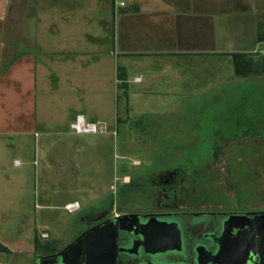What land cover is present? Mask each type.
Wrapping results in <instances>:
<instances>
[{
	"label": "rangeland",
	"instance_id": "374dc122",
	"mask_svg": "<svg viewBox=\"0 0 264 264\" xmlns=\"http://www.w3.org/2000/svg\"><path fill=\"white\" fill-rule=\"evenodd\" d=\"M208 1L210 16L219 6L215 0ZM253 4L256 7L246 2L237 4L225 0L222 8L236 14L253 11L258 15L264 9V0H255ZM118 5L114 6L117 16L121 7ZM178 12L181 14L184 10ZM259 19L264 23L263 17ZM1 28L7 29L6 22L0 24ZM174 29L172 33H178L181 27ZM207 30L209 37H212V31L222 32L219 44L235 35L231 21L221 30L209 19ZM4 38L0 35L1 51L6 43ZM200 56L135 55L128 61L137 63L129 69L128 81L115 76L112 82H105L99 79L100 75H90L84 79L78 93L64 89L55 97L45 94L47 101L41 114V97L39 94L35 97L37 116L33 114L31 132L26 136L31 155L25 166L18 167L16 160L23 159L12 153L11 146L2 149L1 144L0 148L1 157L8 156L7 172L0 167V181L4 183L0 190L4 187L14 189L12 178L18 177L25 169L24 187L30 191V197L26 195L22 213L27 216L26 221L31 220L23 227L12 228L11 221L8 224L3 218L4 214L11 216V211L0 208L4 211H0V240L13 250L12 253L0 252V263L36 264L37 256L47 252V248L62 249L74 241L98 221L95 218L103 210H107L108 216L114 211L138 212L158 204L160 200L146 188L150 182L148 177L153 173L185 172L190 180L186 186L188 193L192 192L191 189L197 194L202 192L197 199L202 197L203 201L195 204H206L209 209H264V146L245 138L244 133L238 134L242 135L238 143L235 140L237 134L235 138L232 135V139L221 133V118L228 123L233 117L226 115L231 114L236 103L241 106L243 103V99L238 102L235 99V90L240 87L236 82L252 86L254 83L258 95L262 94L260 101L264 106V71L260 69L254 73V65L243 61L238 62L236 70L234 58L228 53L209 54V58ZM249 58L252 63L254 56ZM206 60L223 66L208 67V78L204 68L189 67L191 62L199 67ZM191 71H194L193 77L188 74ZM137 76L142 82L135 81ZM204 78H207L206 83L200 82ZM0 88L2 120V115L9 114L4 109L10 108L11 101L7 85ZM109 88L111 96L107 94ZM221 89L226 95L219 99L217 93ZM80 96L82 100H78ZM83 104L88 111L110 116V123L93 121L105 124L107 133L70 135V111L83 109ZM1 126H6V122ZM43 141L48 147L42 146ZM131 178L142 182L144 187L132 189L125 186ZM195 197L192 194L190 198ZM70 204H76L77 211H70L67 208ZM7 207L11 209L12 205ZM13 213L18 215L20 211Z\"/></svg>",
	"mask_w": 264,
	"mask_h": 264
},
{
	"label": "crops",
	"instance_id": "0c3cea01",
	"mask_svg": "<svg viewBox=\"0 0 264 264\" xmlns=\"http://www.w3.org/2000/svg\"><path fill=\"white\" fill-rule=\"evenodd\" d=\"M231 1L237 4L246 2L256 7L253 4L255 0ZM116 2L121 6L118 16L114 12ZM208 2V0H0V24L6 22L7 25V29H0V35H4V40L6 39L3 50H0V86L7 85L11 101L10 108L4 109L9 114L2 115L0 120V148L1 144L2 149L11 146L12 153L23 159L16 160L18 167L25 166L27 158L29 159L31 155L30 143L26 136L31 132L33 114L37 116L35 97L38 94L41 97V114V108L44 109L47 101L45 94L50 93L55 97V94L58 95L64 89L78 93L82 89L84 79L90 75L93 77L100 75L99 79L105 82H112L115 76L117 79L121 76V81L126 82L129 69L137 66L135 62H128L129 58L135 55L160 57L169 54L191 57L206 55L207 58L209 54L220 53H228L233 58L248 55L254 56V61L249 62L252 67L254 65V73L260 72V69L264 71V23L259 19L261 17L264 19V9L258 15L253 11L236 14L222 8L225 0H215L219 9L209 16ZM121 3L124 5H120ZM180 9L184 10L181 14L178 12ZM209 19L221 30L231 21L235 27V35L230 39L226 38V43L219 44L223 38L222 32L212 31V37H209L207 30ZM179 26L181 29L178 33H172V30ZM207 62L201 61L199 67L191 62L189 67L204 68L208 78V67L223 66L222 63ZM194 71L188 72L189 76L193 77ZM137 79L140 81H136ZM206 79L200 82H205ZM135 81L142 82V78L137 76ZM262 82L264 86V73ZM236 83L240 84V87L235 90L234 95L237 96L235 99L237 102L243 99V103L242 106L236 103L231 114L226 113V116H232L234 119L231 117L228 123H224L228 120L221 118L223 126L221 133L223 136L226 133V136L231 138L232 135L235 138L237 134L235 138L237 143L241 142L242 137L238 134L244 133L245 138L264 146V106L260 101L262 94L258 95L254 83L253 86ZM107 94L111 96L110 88ZM217 94L219 99L221 95H226L223 89ZM78 100H82V97L80 96ZM77 115H83L91 122L94 119L105 123L111 122L110 116H106L104 112L101 114L88 111L84 105L81 110L70 111L68 119L70 128ZM4 121L6 126H1ZM13 134L16 136H12ZM70 135L78 136L73 132ZM7 137H10L8 141L5 140ZM47 145V142H42L43 147H48ZM7 159V155L5 157L0 155V167L3 166L6 172ZM25 174L26 171L23 169L18 177L12 178L14 189L4 187L0 190V208L11 211V216L4 214L3 218L8 224L11 221L12 228L23 227L26 222L31 221H26L27 216L22 213L25 211L23 207L25 197L26 195L30 197V191H26L24 187ZM7 177L10 178L9 175ZM1 184L4 185L0 181V186ZM10 204L12 210L7 207ZM18 206L20 209H16ZM15 210H19L20 214L15 215L13 213ZM17 218L20 225H17ZM8 224H5L6 227ZM2 243L0 240V244ZM5 247L8 252H13L9 247ZM52 252L55 251H47L42 255Z\"/></svg>",
	"mask_w": 264,
	"mask_h": 264
},
{
	"label": "water",
	"instance_id": "95a60500",
	"mask_svg": "<svg viewBox=\"0 0 264 264\" xmlns=\"http://www.w3.org/2000/svg\"><path fill=\"white\" fill-rule=\"evenodd\" d=\"M130 217L129 226L126 225L128 216L108 219L80 234L61 251L37 256L36 264H119V257L135 259L143 255L146 258H158L159 262L155 264H165V259L169 256H186L183 231L177 219H149L140 215ZM214 223L221 230L219 234L214 233L217 236L214 240L217 248L214 252L209 251L210 259L207 264H228V236L236 244L232 254H237L236 262L230 264H264V212L224 213ZM124 231H134L142 243L134 238L128 246L119 247L118 236ZM248 245H252L249 251ZM194 259L195 264H202L197 251Z\"/></svg>",
	"mask_w": 264,
	"mask_h": 264
},
{
	"label": "flooded vegetation",
	"instance_id": "af4514ba",
	"mask_svg": "<svg viewBox=\"0 0 264 264\" xmlns=\"http://www.w3.org/2000/svg\"><path fill=\"white\" fill-rule=\"evenodd\" d=\"M186 175L188 174L185 172L177 171H164L158 173L157 175L156 173H153V175L148 177L150 182H147L149 186H146V188L149 192H152L156 196V199L160 200L158 204L154 203L142 210H139L138 212L127 210L123 212L114 211L113 215L108 216L107 210H103L100 212L101 215L95 218L98 221L87 227L83 232L108 219L125 216H128L129 218V220L126 221V225L129 226L131 224L130 216L132 215H140L141 217H146L149 219L159 217L170 218L173 220L177 219L183 231V248L186 256H180V258H177L176 256H169L165 259V264H176V262H178V264H195V251H197L200 255V262L202 264H207L210 259L209 251L214 252L217 248V244L214 243V240L217 239L215 234H219L221 228H219V225L215 224L214 222L217 218H220L221 214H247L251 212H264V209L256 210L245 207L233 211H220L211 208L209 209L208 205L206 204H195L196 202L203 201L202 197H199V200L197 199L198 196L202 194V192L197 194L195 193V189H191L192 192L188 193L189 188L186 186L190 180H188ZM144 180L145 179H141V181ZM124 185L129 186L130 188L132 187V189L144 187L142 182L135 180L134 178H131L129 181L127 180ZM124 188L125 187L122 189ZM192 194L196 196L194 199L190 198ZM134 238H138L140 242L142 241L139 236L135 235L134 231L121 232L118 236V246H128L131 243V240ZM227 238L229 239V242L226 246V250L229 253V259L226 260V263L230 264L231 262H236L237 260L235 259L237 254H232L236 244H234L233 240L229 236ZM247 241V243L250 244V241ZM251 246L252 245H248V251ZM65 247L66 246H64V248ZM62 249L56 250L55 252L49 254L57 253ZM135 254L137 255V253ZM139 254L140 251H138V255ZM145 256L143 255L140 258L137 256V259H126L125 257H119V264H155L156 262H159L158 258H146Z\"/></svg>",
	"mask_w": 264,
	"mask_h": 264
},
{
	"label": "built area",
	"instance_id": "2783aa9c",
	"mask_svg": "<svg viewBox=\"0 0 264 264\" xmlns=\"http://www.w3.org/2000/svg\"><path fill=\"white\" fill-rule=\"evenodd\" d=\"M119 4L116 2V5ZM120 5H123L121 3ZM136 81H140L137 79ZM71 130L73 133L77 135H89V134H96L101 135L107 133L106 125L98 122H91L88 121L83 115H77L74 122L71 124ZM70 211H77L78 207L76 204H70L67 207ZM6 264V263H2Z\"/></svg>",
	"mask_w": 264,
	"mask_h": 264
},
{
	"label": "trees",
	"instance_id": "16d2710c",
	"mask_svg": "<svg viewBox=\"0 0 264 264\" xmlns=\"http://www.w3.org/2000/svg\"><path fill=\"white\" fill-rule=\"evenodd\" d=\"M250 57V56H249ZM248 57V55H242L241 57H234V61H235V65H236V70H237V68H238V62L240 61V63H241V61H243V63H245L246 62V64L248 65L249 64V62H250V58ZM244 58H248V60H246V59H244ZM242 63V66H244V64ZM240 67V66H239ZM48 249V252H51V251H56L57 249H56V247L54 248V247H49V248H47ZM5 251H7V249H6V247L5 246H3L2 244H0V252H5Z\"/></svg>",
	"mask_w": 264,
	"mask_h": 264
}]
</instances>
